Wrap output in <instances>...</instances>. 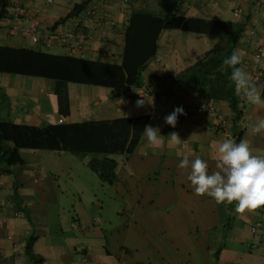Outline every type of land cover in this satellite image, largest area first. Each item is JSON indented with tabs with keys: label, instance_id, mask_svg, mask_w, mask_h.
I'll return each instance as SVG.
<instances>
[{
	"label": "crops",
	"instance_id": "0c3cea01",
	"mask_svg": "<svg viewBox=\"0 0 264 264\" xmlns=\"http://www.w3.org/2000/svg\"><path fill=\"white\" fill-rule=\"evenodd\" d=\"M12 1L34 14L45 0ZM82 1L55 0L40 17L41 36L34 43L10 36L11 20L0 22V46L73 56L70 43L60 37L73 29L74 22L55 31L52 27ZM145 1L124 6L122 0H110L93 17L82 16L88 35L84 58L119 62L130 15L145 9ZM240 7L246 15L237 18L234 11ZM184 15L219 22L248 19L247 29L254 28L256 36L249 42L245 31L236 52L243 56L241 67L252 76L256 50L264 47V0H189ZM200 37L213 38V45L201 47ZM214 38L164 32L156 56L162 65L152 63L144 73V80L152 75L157 88L142 107L132 93L117 96L107 88L79 85L98 89L84 95V88L72 86L78 84H21L0 74L2 120L46 127L61 119L70 125L150 116L146 126L159 128L164 136L163 144L154 147L143 131L131 153L114 155L22 150L23 165L5 170L0 166V264H35L34 257L43 264H264V207L241 215L235 211V202L216 204L207 195L197 196L187 179L189 170L178 167L183 156L189 155L190 160L200 157L209 164V172L215 171V146L227 138L247 141L253 155L264 156V131L253 134L250 127L264 118V108L239 96L242 119L222 130L211 117L197 112L204 96L173 83L217 44ZM259 67L264 73V60ZM255 84L264 100V77ZM177 107L187 111L177 117L173 128L165 117ZM218 108L232 118L229 103H218ZM172 132L179 134L182 144L168 143ZM136 136L130 131V141ZM105 169H113L111 182L101 179ZM96 216L102 218V225L94 222ZM257 223L262 227L254 233Z\"/></svg>",
	"mask_w": 264,
	"mask_h": 264
},
{
	"label": "trees",
	"instance_id": "16d2710c",
	"mask_svg": "<svg viewBox=\"0 0 264 264\" xmlns=\"http://www.w3.org/2000/svg\"><path fill=\"white\" fill-rule=\"evenodd\" d=\"M94 1L83 0L74 5L68 15L52 27V31L60 25L81 19ZM139 1L131 0L128 5ZM188 1L147 0L145 9L132 11L119 62L106 63L75 56L52 55L43 50L0 46V74L107 88L117 96H122L142 86L144 73L159 53V42L164 32L182 31L215 36L218 38L217 44L195 65L180 72L173 83L217 103H229L233 113L232 125L237 126L243 116L241 101L230 80L231 68L225 66L223 61L237 50L249 20L219 22L187 18L184 10ZM17 7L12 0H0V22L11 20ZM149 120L150 116H145L112 123L39 127L0 119V166L5 170L23 165L22 150H48L77 155L131 153ZM130 131L137 135L131 141ZM101 164L107 165V162ZM108 164L113 168L112 163ZM112 178L113 169L101 172L102 181L111 182ZM32 259H35V264H43L38 257Z\"/></svg>",
	"mask_w": 264,
	"mask_h": 264
},
{
	"label": "clouds",
	"instance_id": "9594fccd",
	"mask_svg": "<svg viewBox=\"0 0 264 264\" xmlns=\"http://www.w3.org/2000/svg\"><path fill=\"white\" fill-rule=\"evenodd\" d=\"M258 63L260 57L254 58ZM243 56L236 51L224 59L223 64L231 68L230 80L234 83L235 92L248 103L264 108V100L252 76L246 73L241 65ZM184 114L182 107H177L165 117V123L176 127L178 115ZM253 134L264 131V118H259L250 126ZM147 141L154 147L163 144L159 128L150 125L144 128ZM172 146L182 144L177 132L168 136ZM215 171L209 172V164L195 157L190 160L184 155L178 167L188 169L187 176L197 196H209L216 204H233L238 214L254 213L264 207V156L253 155L247 141L239 143L231 138L224 139L215 146Z\"/></svg>",
	"mask_w": 264,
	"mask_h": 264
},
{
	"label": "built area",
	"instance_id": "2783aa9c",
	"mask_svg": "<svg viewBox=\"0 0 264 264\" xmlns=\"http://www.w3.org/2000/svg\"><path fill=\"white\" fill-rule=\"evenodd\" d=\"M110 0H95L91 7L86 12V17L91 18L95 15V13L101 10ZM131 0H122V4L128 5ZM55 3V0H45L44 4L41 8L35 10L34 14H30L27 9L23 6H18L13 14L11 19V27L9 29L10 36H20L25 41L30 44L34 43L38 38L41 36V20L40 17L44 14L50 6ZM234 15L237 18H241L246 15V11L244 8H237L234 11ZM248 41L250 42L256 36V30L254 28L249 27L246 30ZM64 43H70V50L72 55L77 58H84L85 52L87 50L86 42L88 40V35L85 33V30L82 25V19H78L74 21L73 29L69 32L64 33L60 37ZM51 41L52 38H49ZM259 56L260 61L257 63L255 61V69L252 74V79L255 83L261 81L264 77L263 71L260 69L259 65L264 60V47H258L255 53V57ZM85 59V58H84ZM155 64L162 65V60L156 58L154 60ZM152 75H145V80L142 86L138 89H134L132 94L135 98V102L138 106L142 107L145 105L146 100L149 96L153 94V92L157 88V84L155 81L151 79ZM242 97V96H241ZM169 103L173 102V98H169ZM184 113L187 111V108H183ZM197 112L206 114L207 116L211 117L214 121L216 126L222 130H228L232 126L231 119L224 116V114L218 108V103L212 99H206L204 102L200 103L197 106ZM157 111L153 109L151 111V115L155 116ZM181 116V115H178ZM63 120H59V124H63ZM94 222L102 225L103 221L100 216H96L94 218ZM262 227L261 223H257L253 226L252 231L257 233L258 230ZM73 229H78L76 224H72ZM86 248L82 246V251H85ZM116 264H125L124 262H118Z\"/></svg>",
	"mask_w": 264,
	"mask_h": 264
},
{
	"label": "rangeland",
	"instance_id": "374dc122",
	"mask_svg": "<svg viewBox=\"0 0 264 264\" xmlns=\"http://www.w3.org/2000/svg\"><path fill=\"white\" fill-rule=\"evenodd\" d=\"M205 38V37H203ZM202 37L198 38L197 41H199L198 43H201V47H211L213 45V38H205L203 39ZM215 40H218L217 38H214ZM193 40H196V39H193ZM5 78H8L9 79H12L14 81H17V82H21L22 83H25V84H28L30 82H37L38 85H42V84H46L47 86H50V84L53 86L55 85L54 82L52 81H48V80H45V79H38V78H29V77H21V76H14V75H4ZM26 81H29V82H26ZM35 81V82H34ZM52 82V83H50ZM33 85V84H32ZM72 86H76L77 87H81V88H84V95H90L92 92H95V91H98L97 88H93V87H87V86H79V85H72ZM74 88V87H72ZM74 90V89H73ZM72 95V93H71ZM3 119H6V120H9L8 118H3ZM45 157L46 155H42V160L45 161ZM25 159H29V155H25Z\"/></svg>",
	"mask_w": 264,
	"mask_h": 264
}]
</instances>
